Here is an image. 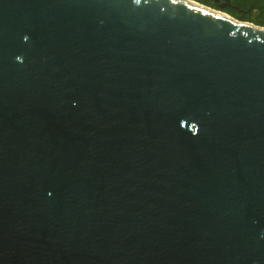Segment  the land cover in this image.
Here are the masks:
<instances>
[{"label":"water","instance_id":"obj_1","mask_svg":"<svg viewBox=\"0 0 264 264\" xmlns=\"http://www.w3.org/2000/svg\"><path fill=\"white\" fill-rule=\"evenodd\" d=\"M0 264H264V25L0 0Z\"/></svg>","mask_w":264,"mask_h":264},{"label":"trees","instance_id":"obj_2","mask_svg":"<svg viewBox=\"0 0 264 264\" xmlns=\"http://www.w3.org/2000/svg\"><path fill=\"white\" fill-rule=\"evenodd\" d=\"M232 16L264 25V0H196ZM221 4H224L221 7Z\"/></svg>","mask_w":264,"mask_h":264}]
</instances>
